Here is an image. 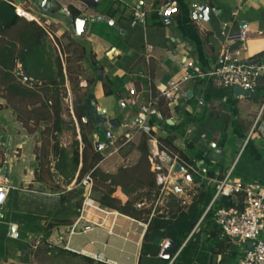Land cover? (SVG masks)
<instances>
[{"label":"crops","instance_id":"1","mask_svg":"<svg viewBox=\"0 0 264 264\" xmlns=\"http://www.w3.org/2000/svg\"><path fill=\"white\" fill-rule=\"evenodd\" d=\"M3 2L40 14L55 27L52 33L57 38L85 46V57L91 68L95 65L96 74H90L92 84L83 80L84 89L94 96L97 109L105 110L109 121L119 122L116 134H122V125L129 127L137 117L138 107L131 105L129 89L135 88L138 104L143 103L150 92L156 93L157 83L180 77L185 57L207 72L222 61L223 49L243 62L264 65V0H0ZM141 2L148 13L145 24L133 18V9ZM197 4L209 7L208 20L192 18ZM168 5L178 11L166 25L162 9ZM72 9L95 19L85 25L86 32L81 35L76 33ZM242 31H246L244 41L237 37ZM263 101L236 96L234 87L211 76L181 85V93L167 109L168 117L154 119L155 134L174 136L176 147L187 159L207 167L208 174L189 172L191 180L180 184L183 173H171L157 201L159 210L152 214L157 221L149 229V221L103 207L92 192V205H85L88 188L81 185L83 178L79 183L75 178L60 185L56 192L50 184L38 181L37 137L0 96V168L10 187L0 207V264H25V250L35 247L48 224L55 222L49 239L52 243L96 262L239 264L244 246L221 239L213 217L210 222L202 217L216 194L217 181L229 171L232 181L264 185V112L259 114ZM94 127L97 129L95 123ZM96 134L92 136L95 143ZM98 141L103 143L99 135ZM153 145L150 142L151 150ZM98 151L104 157L100 167L108 173H116L139 157L138 151L110 155L106 148ZM153 158L152 171H169L165 159ZM115 196L123 202L129 199L121 188ZM74 224L77 231L71 235ZM168 242L175 247L165 258Z\"/></svg>","mask_w":264,"mask_h":264},{"label":"trees","instance_id":"2","mask_svg":"<svg viewBox=\"0 0 264 264\" xmlns=\"http://www.w3.org/2000/svg\"><path fill=\"white\" fill-rule=\"evenodd\" d=\"M71 13L73 18L80 15V12L75 9H72ZM160 18V16H156L158 21H160ZM16 27H20L18 40L0 44V94L9 107L15 111L17 120L31 134L35 132L41 121L47 122L50 120L52 126L48 130H51L52 135L54 134L53 137H56L64 130L66 122L63 115L64 108L65 104L68 105L70 101L71 106L68 105L67 108L71 109L69 112L74 114L79 121V125L91 129L93 133L97 132V129L93 128L94 122L90 119L88 113L87 103L91 99V93L86 92L83 98H77L71 90L70 92L67 91L63 62L59 55L54 59L52 58L47 42V30L35 21H28L17 16L14 5L1 3L0 37L8 29ZM49 31L52 33L51 30ZM56 40L58 39L56 38ZM59 50L62 52V48L59 47ZM93 66L95 68L94 64ZM23 76L28 78L27 82H22ZM92 83V79L87 80V85ZM87 85L83 83L82 87L85 88ZM255 91L259 95L249 98L257 102L263 101L264 75L260 78ZM24 106L30 109L26 107L23 110ZM159 109L166 119L168 117V105L164 101H160ZM82 117H87L88 122L82 123ZM31 121L34 127L29 126ZM73 122L72 119V125H74ZM44 135V133H41V137ZM150 138V135L140 132L138 137L132 138L120 147L118 151L126 152H130L129 147L135 148L139 153V159L134 165L121 166L116 173H108L102 170L100 163L104 157L97 150L94 138L86 133L81 135L83 145L81 150L79 141H76L72 149L68 150L60 146L58 140H55L51 147L54 156L52 162L49 158L50 151L48 150L49 153L48 151L43 152L48 143L44 144L42 142V147L40 150L38 149L37 154L39 166L35 171L36 178L38 181L51 184L44 179L42 172L44 169L49 171V166L52 165L51 169L58 179V186H50L51 190L56 192L59 190L60 185L71 183L75 178L76 183H79L86 174L90 173L93 178L91 191L93 194L98 193L97 200L103 207L118 211L137 220L149 221V229H152V225L157 221V218L152 214L159 210L157 201L161 196L162 185L158 183V173L151 170ZM174 141V136L158 137L160 150L166 151L169 155L177 154L184 161L188 160L186 155L176 147ZM125 147L126 149L122 150ZM118 188H121L123 194L128 196L129 199L126 202L115 196ZM217 202L220 207L238 206L242 208L244 194L223 196ZM212 216L213 212L209 211L206 215L208 222L211 221ZM55 223L48 224L44 235L39 241V246L42 244L49 251L57 250L62 254L81 258L87 264H107L96 262L90 257L73 253L52 243L49 239ZM180 244L181 242L178 245L180 246Z\"/></svg>","mask_w":264,"mask_h":264},{"label":"built area","instance_id":"3","mask_svg":"<svg viewBox=\"0 0 264 264\" xmlns=\"http://www.w3.org/2000/svg\"><path fill=\"white\" fill-rule=\"evenodd\" d=\"M95 2L101 0H94ZM205 5H195V12H200ZM17 16L22 17L28 21H35L40 26L45 28L50 36L49 20L41 19L35 16L30 11L25 10L21 6H14ZM178 11V7L168 5L162 9V16L171 17ZM216 12V9L213 8ZM68 12V11H67ZM147 10L143 2L138 3L133 9V18L142 24L146 23ZM235 36V35H234ZM237 37L244 41L246 38V31L237 34ZM221 62L216 64L212 70L204 71L194 59L185 57L181 61L179 68L180 77L178 79H168L161 81L156 85V93H149L148 98L141 104H138V93L135 88H130V103L132 106H137V117L132 121L128 127L122 125L124 132L116 134L114 128L107 125L104 130L105 147L108 154L116 153L120 147L129 142L134 134L144 132L150 135V142H154L151 158L159 157L165 159L169 164V171L164 174L158 173V183L162 185L163 193L167 178L173 173V165L180 163L191 174L207 175L208 168L202 163L192 160H182L177 154L169 155L166 151L160 150L158 136L155 134L154 119L159 121L164 120L160 109V101H164L168 107L171 106L178 95L181 93V85L184 82L195 80L200 81L205 77L211 76L216 78L220 84L227 87L239 86L243 91H255L260 78L264 75V65L260 62H243L229 52L228 49H223L221 53ZM26 76L22 77V82H27ZM83 85V84H82ZM199 104H203L199 100ZM264 112V101L260 106L259 114ZM73 120L77 127L79 121L73 114ZM82 123H87L88 118L82 117ZM120 125V124H119ZM121 126V125H120ZM153 134V135H151ZM153 158V159H154ZM160 167L157 168V170ZM231 171L226 177L216 183V194L213 196L210 204L203 214L202 219L209 211L213 212V223L219 229V237L221 239H228L238 242L244 246V255L239 264H264V185L256 181H232L230 178ZM81 185L88 188L87 197L84 204L91 206L92 200L89 199L91 195V188L93 185V178L90 173L86 174ZM10 187L8 186V179L1 174L0 168V207L6 202ZM238 193L244 194L243 207H220L217 200L219 196H235ZM237 204V202H236ZM86 227L85 229H87ZM77 231V224L70 227V234ZM254 243L250 248L249 243ZM68 248V246H67ZM69 249V248H68ZM100 257H98L99 259ZM172 263V261H171Z\"/></svg>","mask_w":264,"mask_h":264},{"label":"rangeland","instance_id":"4","mask_svg":"<svg viewBox=\"0 0 264 264\" xmlns=\"http://www.w3.org/2000/svg\"><path fill=\"white\" fill-rule=\"evenodd\" d=\"M34 15L42 19L40 14L38 15L34 14ZM54 28L55 27L50 26L49 30L52 31L54 30ZM19 30H20V27L8 29L6 32H4L2 37H0V44L8 43L9 41L18 40ZM52 35L53 36H50L48 34V38H47L48 46L50 47L49 51L53 59L57 55H59V57L62 59L63 68H64V71L66 72L65 74H66L67 91L70 92L71 90L76 95L77 98H83L84 95L86 94V90L81 86L83 83V80L91 79V77L96 74L95 68L93 67L91 68V65L89 63L90 59L85 57L86 55V50L84 51L85 46L80 41L60 40L54 35V33H52ZM56 38L59 41L56 40ZM59 47L62 48V52H60ZM90 74H92V76ZM68 105L71 106L70 101L68 102ZM68 105L65 104V108H64L63 115H64V119L66 122H65L64 130L62 133L58 134V136L56 137H53L54 134L52 135L51 130L50 131L48 130L49 127L52 126V121L50 120L47 122L41 121L36 127L35 132L32 133L33 135L37 137V140L39 142V146H38L39 150L42 147V142H44V144L48 143V145L45 147L43 152L48 151V150L50 151L49 158L51 162H52V159L54 158L51 152V147L54 144L55 140H58L60 146L65 147L68 150H71L73 145L76 143V141H79L80 150H81V147L83 145L79 137H81L83 133H86L88 136L90 135V137L93 136V132L91 129L83 127L81 126V124L79 127H77L74 122H73L74 125H72L71 120L73 119L72 118L73 114H71L72 112H69L71 111V109L67 108L69 107ZM8 106L9 105L7 104V107ZM26 107L27 106H24L23 110ZM9 108L15 113V111L11 107ZM27 109H30V108L27 107ZM116 110H117L116 112L120 114L118 117L121 119V112L118 110V108ZM29 124H30L29 126L34 127L32 121L29 122ZM114 130L115 132L119 133L118 127L114 128ZM41 133H44L45 135L41 137ZM98 135H99V139L102 140V142H104L105 141L104 133L100 132L98 133ZM129 148L131 149L130 152L136 151L135 148L133 147L132 148L129 147ZM124 149H126V147L123 148L122 150ZM41 154H42V151H41ZM137 155H139V153ZM138 159L139 157L137 156L135 159H131L132 161H130V163H126L125 165H134L138 161ZM49 167H50V170L48 171L47 169H44V171L42 172V175L44 179H46L47 181L51 183L50 185L58 186L57 185L58 179L56 175L54 174L53 170L51 169L52 165H50ZM94 197L97 198L98 193L96 194L94 193ZM38 244L39 243H35V247L30 246L25 250V257H26L25 264H87L81 258L72 257L69 254H62L57 250L49 251L48 248H46V246L42 244L39 246Z\"/></svg>","mask_w":264,"mask_h":264},{"label":"water","instance_id":"5","mask_svg":"<svg viewBox=\"0 0 264 264\" xmlns=\"http://www.w3.org/2000/svg\"><path fill=\"white\" fill-rule=\"evenodd\" d=\"M199 5H203V4H199ZM192 18L197 19L198 17L204 19V20H208L209 18V7L208 6H204L203 9L200 12H195L193 11L191 14ZM95 19L93 17H86L84 15H79L77 17H75L73 19L74 22V26H75V30L76 33L78 35H81L83 33L86 32L85 29V25L89 22H93ZM171 18L170 17H162V22L164 24H169L170 23ZM101 73V71H100ZM234 92L236 96H243L245 98H249V97H256L259 95V93L257 91H243V89L239 86H235L234 87ZM88 105V113H89V117L90 119L96 124L97 126V133L103 132L105 130V127L107 125H110L112 128H117L119 126V122L117 120H108V117L106 115L105 110H98L96 107V101L93 95H91V99L90 101H88L87 103ZM96 139V148L98 150H101L105 147L104 143H101L98 141V135L96 134L95 136ZM6 171V167L3 170V173ZM173 173H183V178L178 180V183L182 184L185 182V180H191V175L189 173V171L186 170L185 167H183L180 163H175L173 165ZM221 198V195L219 196V199ZM15 227L11 228V234L14 233ZM254 243L250 242L249 243V247L251 248L253 246ZM175 247V243L172 242H168L165 252H164V257L168 258L170 253L174 250ZM170 249V251H168ZM168 252V253H167ZM170 252V253H169Z\"/></svg>","mask_w":264,"mask_h":264}]
</instances>
